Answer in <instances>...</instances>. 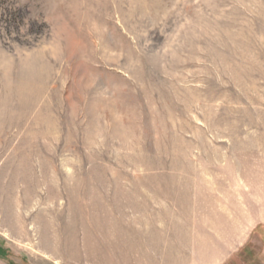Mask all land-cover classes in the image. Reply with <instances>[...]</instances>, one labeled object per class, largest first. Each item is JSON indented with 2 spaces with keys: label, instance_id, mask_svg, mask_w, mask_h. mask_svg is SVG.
<instances>
[{
  "label": "rangeland",
  "instance_id": "374dc122",
  "mask_svg": "<svg viewBox=\"0 0 264 264\" xmlns=\"http://www.w3.org/2000/svg\"><path fill=\"white\" fill-rule=\"evenodd\" d=\"M0 264H264V0H0Z\"/></svg>",
  "mask_w": 264,
  "mask_h": 264
}]
</instances>
